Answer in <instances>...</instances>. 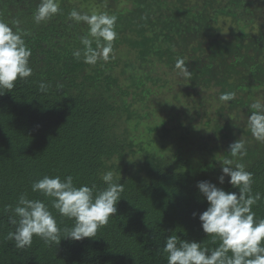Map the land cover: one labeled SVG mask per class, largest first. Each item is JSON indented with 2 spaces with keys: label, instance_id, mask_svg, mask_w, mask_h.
Wrapping results in <instances>:
<instances>
[{
  "label": "trees",
  "instance_id": "16d2710c",
  "mask_svg": "<svg viewBox=\"0 0 264 264\" xmlns=\"http://www.w3.org/2000/svg\"><path fill=\"white\" fill-rule=\"evenodd\" d=\"M40 3L0 0V21L32 53V75L0 89V264H167L168 235L214 248L198 219L208 204L197 183L238 193L228 177L218 182L225 157L253 174V211L264 218V141L247 123L251 104H264V0H58L60 12L36 23ZM74 9L117 17L113 58L89 65L73 56L88 34ZM180 58L190 78L175 69ZM225 93L234 99L220 100ZM236 140L242 158L228 153ZM108 170L124 191L96 236L58 245L34 236L24 249L7 239L21 194L51 209L34 181L72 175L103 189Z\"/></svg>",
  "mask_w": 264,
  "mask_h": 264
},
{
  "label": "clouds",
  "instance_id": "9594fccd",
  "mask_svg": "<svg viewBox=\"0 0 264 264\" xmlns=\"http://www.w3.org/2000/svg\"><path fill=\"white\" fill-rule=\"evenodd\" d=\"M59 12L58 0H41L34 20L41 23ZM69 16L88 25V34L80 38L82 49L73 52L76 59L82 57L84 63L95 65L99 60L107 62L113 58V42L118 36L115 15L106 12L89 15L74 9ZM23 35L0 21V89L12 90L18 80L32 75L29 66L32 53ZM175 69L181 76L191 77L192 72L183 58L177 59ZM48 87L44 82L39 85L41 92H46ZM234 96L235 93H225L220 100L230 101ZM250 107L253 111L247 119L248 128L257 141H264V104L257 101ZM228 153L233 158L244 157L247 154L244 141L231 143ZM221 163L218 182L223 184L228 177V183L238 188V193L226 192L210 181L197 183L208 204L198 216L200 226L217 246L202 247L199 241L168 235L163 247L167 264H264V218L257 219L253 211V206L261 199L259 192H252L253 174L243 163H234L233 159L225 157ZM101 178L106 185L103 189H98L95 184L77 186L72 175L63 180L59 175H45L34 181L32 191L50 200L51 209L73 220L74 224L71 229H61L48 203L21 194L13 210L14 217H9L15 231L9 232L7 239L14 240L17 248L24 249L31 247L34 236L56 245L62 238L74 241L93 238L116 214V205L124 191L120 175L117 178L112 170L104 172ZM192 215L196 217L197 214Z\"/></svg>",
  "mask_w": 264,
  "mask_h": 264
}]
</instances>
